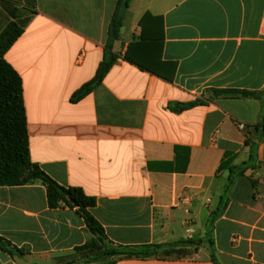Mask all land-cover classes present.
Masks as SVG:
<instances>
[{
    "label": "crops",
    "instance_id": "obj_1",
    "mask_svg": "<svg viewBox=\"0 0 264 264\" xmlns=\"http://www.w3.org/2000/svg\"><path fill=\"white\" fill-rule=\"evenodd\" d=\"M117 2L0 0V43L21 30L2 60L21 81L30 162L93 198L114 246L192 242L186 255L114 264H264V127L251 129L264 100L214 94L264 92V0H126L115 63L72 103L103 59ZM229 168L244 172L227 189ZM0 240L21 252L0 250V264H55L95 237L76 208H50L36 180L0 186Z\"/></svg>",
    "mask_w": 264,
    "mask_h": 264
},
{
    "label": "trees",
    "instance_id": "obj_2",
    "mask_svg": "<svg viewBox=\"0 0 264 264\" xmlns=\"http://www.w3.org/2000/svg\"><path fill=\"white\" fill-rule=\"evenodd\" d=\"M126 4V0H118L109 25L108 39L105 45L103 59L99 64L94 78L72 95L70 99L72 103L78 102L99 85L111 66L115 63L117 56L111 53V48L112 43L118 38V30L121 25L119 16L120 9L125 8ZM20 34V29L16 30L15 27H9L0 43V186H22L38 180L46 187L47 203L50 208H57L61 204L69 208H76L78 215L83 219L88 231L95 237V240L92 242L75 249V253L88 252L84 255L86 259L85 264H114L115 261L121 259L157 257L161 251L165 254L164 256L170 255L168 254L169 252L183 251L192 242L188 240L179 242L178 244L154 245L143 249L114 246L106 240L103 229L89 213V210L95 206V200L86 196L79 188H62L58 186L41 172L36 165L30 162L21 81L17 74L2 60V55ZM124 60L131 65H135L141 71L171 81L172 77L158 72L159 67L154 63L140 64L130 56H124ZM214 94L230 99L264 100V92L255 93L225 90L215 91ZM203 104V101L196 100L187 104L169 106V108L174 112H180ZM262 127H264V124L260 123L251 127V129L258 131ZM244 143L245 145L250 144L249 140H245ZM222 163L220 169L222 168ZM228 171L229 181L227 189L232 184V176L235 175L238 177L243 175L244 169L235 171V168H229ZM9 247V243H2V240H0L1 251L8 253L10 256L14 253L21 255V252L15 248L9 249ZM211 260L217 264L213 255H211ZM65 264H74V262L69 261Z\"/></svg>",
    "mask_w": 264,
    "mask_h": 264
},
{
    "label": "rangeland",
    "instance_id": "obj_3",
    "mask_svg": "<svg viewBox=\"0 0 264 264\" xmlns=\"http://www.w3.org/2000/svg\"><path fill=\"white\" fill-rule=\"evenodd\" d=\"M88 252H80V253H73L70 256L67 257H63V258H59L55 261V264H65L69 261H73L74 264H80V263H85V257L84 255H86ZM188 253V251H180V252H169L168 254H170L169 256H181V255H186ZM159 256H164L165 254L161 251L158 253Z\"/></svg>",
    "mask_w": 264,
    "mask_h": 264
},
{
    "label": "built area",
    "instance_id": "obj_4",
    "mask_svg": "<svg viewBox=\"0 0 264 264\" xmlns=\"http://www.w3.org/2000/svg\"><path fill=\"white\" fill-rule=\"evenodd\" d=\"M239 127L242 128L243 126L241 124H239Z\"/></svg>",
    "mask_w": 264,
    "mask_h": 264
}]
</instances>
